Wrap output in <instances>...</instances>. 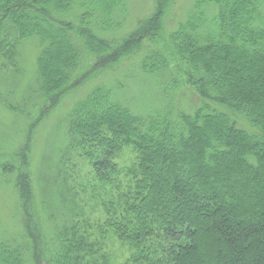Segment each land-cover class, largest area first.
<instances>
[{"label":"trees","instance_id":"obj_1","mask_svg":"<svg viewBox=\"0 0 264 264\" xmlns=\"http://www.w3.org/2000/svg\"><path fill=\"white\" fill-rule=\"evenodd\" d=\"M174 3L155 0L125 31V0H0V103L27 121L14 120L18 146L0 131V184L4 161L34 151L32 112L48 119L91 81L53 127L37 180L12 184L19 226L0 220V264H114V242L129 249L122 264H264V0H192L159 44ZM183 87L198 100L182 103ZM124 151L125 186L93 222L71 156L113 184Z\"/></svg>","mask_w":264,"mask_h":264},{"label":"rangeland","instance_id":"obj_2","mask_svg":"<svg viewBox=\"0 0 264 264\" xmlns=\"http://www.w3.org/2000/svg\"><path fill=\"white\" fill-rule=\"evenodd\" d=\"M76 1L80 2L82 0ZM125 4V26H127L124 29L126 31L131 30L136 24L137 20L149 15L152 12L155 6V0H125ZM191 6L192 0H175L174 5L170 7V11L167 12L165 18L163 19L164 32L159 41V44L166 43V41L168 40L167 32H170L175 28L176 24L185 17L186 11L190 9ZM22 46L24 47V66L26 69L23 75L25 76L24 81L27 82L29 78L34 75L38 46L36 42L32 41H28ZM90 85L91 81H88L82 88L77 90L75 94L72 93L66 95L61 104L57 108H54L56 110H51L53 112L52 114H50L51 112L48 114L50 115V117L46 120L44 117L40 121L41 116L37 109L36 112H32L33 118L30 121H32V123L34 122L35 124L33 123L34 126L32 128L31 144H33V142L35 143L34 151L32 150V152L29 151L27 153L28 160H25L26 163H23L22 159H17L16 157L4 161L8 162L10 160L13 163L11 165H8L10 166V169H6L5 172H2V175H4L2 177H11H9L8 179H3L5 180V183L0 184V220L3 222L2 224L4 228L15 231L19 226V221H17L15 218V212L17 211L16 194L14 192V188H12V184L14 183L16 177L20 172H24L27 174L29 173L30 177L34 181L37 180L36 174L32 175V172L36 173L38 170L37 166L39 162L37 161L42 154L43 148L49 142V137L51 131L53 130V127L55 126L57 120L60 119V116H62L63 112L71 106L72 101H74L75 98L77 99L78 97H80V95L86 93ZM138 88L139 86L136 85L133 88V90H135V93L138 92ZM182 93V103H186L187 101L195 102L196 100H198L195 93L188 88L183 87L180 96L182 95ZM1 105L2 103H0V131H2L6 135V138L8 140L11 139V142L15 146H18L19 144L23 143V138L25 139L26 131L23 134L22 128L19 126V124L15 123L14 120L17 119L22 121L23 118L21 117V119L20 117H16V115L1 107ZM23 120L27 124V121L25 119ZM7 152L11 153L9 149ZM133 159L134 154L132 152L124 151L122 154H120L117 157V162L119 165V172L117 174V177L119 178L115 179L113 181V184H109L110 182L108 184H100L94 179V174H92V171L90 170L86 159L81 156L78 157L76 154H73L71 156L70 162L68 163L70 167V184L71 187L74 188L73 191L77 194V203L80 204V206L83 208V212L88 218L91 219V221H103L104 216L102 214V209L99 202L102 199L104 200L108 198V196L105 195L106 191H109V194L110 192L114 194L118 193L117 188H115L114 185L117 182L122 184L120 187L121 189L119 188L120 191L122 190V186H125L124 184L127 178L126 172L128 171V167L131 165ZM8 164H10V162ZM7 182H10V185H8ZM34 187H37L36 183L34 184ZM36 204H40V202L36 200ZM110 250L113 252L115 257L114 264H122L129 254V249L122 246L118 242H114L111 245Z\"/></svg>","mask_w":264,"mask_h":264}]
</instances>
